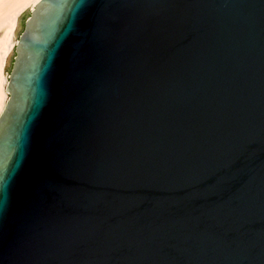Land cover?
I'll return each instance as SVG.
<instances>
[{
	"label": "water",
	"instance_id": "95a60500",
	"mask_svg": "<svg viewBox=\"0 0 264 264\" xmlns=\"http://www.w3.org/2000/svg\"><path fill=\"white\" fill-rule=\"evenodd\" d=\"M0 116V264H264V0H41Z\"/></svg>",
	"mask_w": 264,
	"mask_h": 264
},
{
	"label": "bare ground",
	"instance_id": "6f19581e",
	"mask_svg": "<svg viewBox=\"0 0 264 264\" xmlns=\"http://www.w3.org/2000/svg\"><path fill=\"white\" fill-rule=\"evenodd\" d=\"M40 1L0 0V29L3 28V33L0 35V116L3 114L7 104L5 101V90H3L1 82L3 80L2 70L12 45V35L15 32L18 16L30 4L32 5V9H35L36 4Z\"/></svg>",
	"mask_w": 264,
	"mask_h": 264
},
{
	"label": "rangeland",
	"instance_id": "374dc122",
	"mask_svg": "<svg viewBox=\"0 0 264 264\" xmlns=\"http://www.w3.org/2000/svg\"><path fill=\"white\" fill-rule=\"evenodd\" d=\"M32 11V5H28L18 16V21H17V25L15 28V32L12 35V45L10 47L9 53L7 55L6 58V62L4 64L3 70H2V87L3 90H5V101L7 102L8 100V91H7V82H8V78H9V74L12 68V64L14 61V56H15V47H16V43L17 40L20 36V34L22 33L23 29H24V25H25V21L27 20V18L30 16ZM3 33V28L0 29V35ZM5 102V104H6ZM5 106V105H4ZM4 109V108H3Z\"/></svg>",
	"mask_w": 264,
	"mask_h": 264
}]
</instances>
